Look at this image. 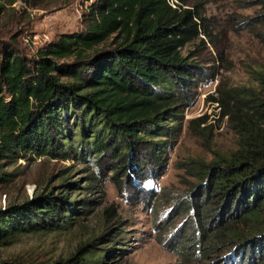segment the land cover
Here are the masks:
<instances>
[{
    "label": "trees",
    "instance_id": "trees-1",
    "mask_svg": "<svg viewBox=\"0 0 264 264\" xmlns=\"http://www.w3.org/2000/svg\"><path fill=\"white\" fill-rule=\"evenodd\" d=\"M176 5L92 0L82 29L60 34L34 54L0 45V184L15 180L16 173L5 169L20 159L94 153L96 161L117 160L115 167L132 185L143 168L140 156L166 165L183 130V106L202 77L182 50L202 31L207 34L199 5L187 8V0ZM4 11L0 2V17ZM258 79L264 87V75ZM222 98L216 101L236 123L239 149L226 161L192 166L199 168L187 205L194 221L174 249L183 257L217 252L226 254L225 264L236 258L239 264H264V96L230 89ZM64 191L0 207V247L26 234L73 229L87 208L77 205L84 200L69 201ZM154 193L142 191L148 198ZM101 251L59 264H102ZM0 264L22 263L0 257Z\"/></svg>",
    "mask_w": 264,
    "mask_h": 264
},
{
    "label": "rangeland",
    "instance_id": "rangeland-1",
    "mask_svg": "<svg viewBox=\"0 0 264 264\" xmlns=\"http://www.w3.org/2000/svg\"><path fill=\"white\" fill-rule=\"evenodd\" d=\"M0 2L5 6L0 17V45L30 55L62 33L82 29V14L92 0ZM187 2V8L197 9L199 5L205 18L202 30L207 34L202 31L182 53L189 56L202 77L193 89V97L183 106V130L176 146L169 150L166 165L149 163L140 156L143 168L135 174L136 185L116 168L117 160L107 157L106 161H96L94 153L91 157L74 154L67 160L38 158L31 163L20 159L6 167L7 172L17 176L10 184H0V207L53 189L57 194L65 190L63 194L69 195V201L84 200V204L77 205L87 209L77 215L79 221L71 230L26 234L14 245L0 247L2 259H16L22 264H59L75 254L83 257L103 249L102 264L226 263V254L183 257L174 248L194 221L187 205L190 192L199 183L195 173L199 168L193 171L192 166L210 164L212 159L226 161L239 149L236 123L222 114V104L216 99L230 89L264 96L258 79L264 75V0ZM243 109L248 111L246 106ZM117 178L124 181L119 182L122 189ZM73 182L71 189L64 186ZM145 188L154 189L153 198L143 196ZM235 261L233 264L241 262L237 258Z\"/></svg>",
    "mask_w": 264,
    "mask_h": 264
},
{
    "label": "built area",
    "instance_id": "built-area-1",
    "mask_svg": "<svg viewBox=\"0 0 264 264\" xmlns=\"http://www.w3.org/2000/svg\"><path fill=\"white\" fill-rule=\"evenodd\" d=\"M176 2L178 1V0H175ZM175 1L173 0V2H172V0H170V2H172V4H174V6H177L176 4L177 3H175Z\"/></svg>",
    "mask_w": 264,
    "mask_h": 264
}]
</instances>
